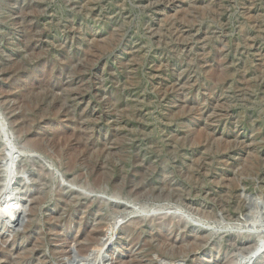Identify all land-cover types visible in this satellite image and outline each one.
I'll return each mask as SVG.
<instances>
[{"label":"rangeland","instance_id":"obj_1","mask_svg":"<svg viewBox=\"0 0 264 264\" xmlns=\"http://www.w3.org/2000/svg\"><path fill=\"white\" fill-rule=\"evenodd\" d=\"M0 188V264H264V0H0Z\"/></svg>","mask_w":264,"mask_h":264},{"label":"water","instance_id":"obj_2","mask_svg":"<svg viewBox=\"0 0 264 264\" xmlns=\"http://www.w3.org/2000/svg\"><path fill=\"white\" fill-rule=\"evenodd\" d=\"M131 214L132 213H130V214H125V216H123V219H125V218H127L128 216H131ZM7 216V215H6ZM127 216V217H126ZM132 217V216H131ZM6 220V219H5ZM16 219H15V217L14 218H10V221H9V219H7L6 220V222H7V224L9 225V223L10 222H13V221H15Z\"/></svg>","mask_w":264,"mask_h":264},{"label":"bare ground","instance_id":"obj_3","mask_svg":"<svg viewBox=\"0 0 264 264\" xmlns=\"http://www.w3.org/2000/svg\"><path fill=\"white\" fill-rule=\"evenodd\" d=\"M12 172V171H11ZM8 174V173H7ZM10 186V185H9ZM1 189V188H0ZM9 189V188H8ZM15 202V201H14ZM8 216V215H7ZM8 217H12V216H8ZM15 217V216H14ZM14 217H12V218H14ZM3 218V219H2ZM0 220L2 221V220H5V216L4 215H0ZM17 220V219H16Z\"/></svg>","mask_w":264,"mask_h":264}]
</instances>
